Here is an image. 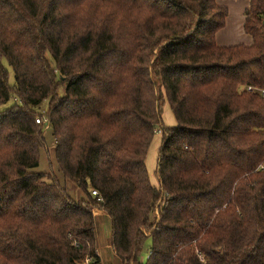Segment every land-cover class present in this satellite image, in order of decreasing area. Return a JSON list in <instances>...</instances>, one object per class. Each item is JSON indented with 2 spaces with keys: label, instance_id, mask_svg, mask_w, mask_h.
Segmentation results:
<instances>
[{
  "label": "trees",
  "instance_id": "trees-1",
  "mask_svg": "<svg viewBox=\"0 0 264 264\" xmlns=\"http://www.w3.org/2000/svg\"><path fill=\"white\" fill-rule=\"evenodd\" d=\"M226 16L216 0H0V264H100L95 210L123 264H264V99L243 90L264 87V0L250 46L216 44ZM46 130L64 185L34 171Z\"/></svg>",
  "mask_w": 264,
  "mask_h": 264
},
{
  "label": "crops",
  "instance_id": "crops-1",
  "mask_svg": "<svg viewBox=\"0 0 264 264\" xmlns=\"http://www.w3.org/2000/svg\"><path fill=\"white\" fill-rule=\"evenodd\" d=\"M249 2L250 0H216L218 5L227 9L224 27L215 35V41L218 46H250L252 44V38L243 30L246 18L245 13L249 7ZM173 124H175L174 119L173 123L171 121L166 125L172 126ZM68 190L73 191L74 187H69ZM74 196L77 197L78 195L74 194ZM94 220L95 250L100 264H123L110 247V219L103 211L95 210Z\"/></svg>",
  "mask_w": 264,
  "mask_h": 264
},
{
  "label": "rangeland",
  "instance_id": "rangeland-1",
  "mask_svg": "<svg viewBox=\"0 0 264 264\" xmlns=\"http://www.w3.org/2000/svg\"><path fill=\"white\" fill-rule=\"evenodd\" d=\"M10 78H12L11 73H10ZM44 107H45V104H43L41 108H44ZM167 109H168L167 106L163 107L162 114H161L162 121L165 125L169 124L171 121L173 123V117H172L169 109L168 110ZM44 137H45V147L40 152L39 165L37 168L34 169V171L37 173H48L50 171H53L55 173V175L58 177L61 184L64 185V182L61 178L60 173L57 170L55 160H54L55 143H54V140L51 136V131L46 130L44 133ZM160 142H161V137L157 133V135H155L154 141L151 144V147L149 149L148 159L146 161L150 181H151L152 185H154V186H156L158 183V181L154 175V170H155V166H156L155 163L157 162V152H158V149L160 147ZM156 181H157V183H156ZM71 193H72L73 197H74V194H76V196L78 195L77 197H79V198L83 197L82 193L78 190H77V192L75 191V192H71ZM145 257H146V259H148V252L145 254Z\"/></svg>",
  "mask_w": 264,
  "mask_h": 264
},
{
  "label": "built area",
  "instance_id": "built-area-1",
  "mask_svg": "<svg viewBox=\"0 0 264 264\" xmlns=\"http://www.w3.org/2000/svg\"><path fill=\"white\" fill-rule=\"evenodd\" d=\"M243 90L246 93L249 94H253V95H258L259 97L264 99V87L263 88H258V87H254V86H245L243 88ZM39 120H36V123H38ZM159 132V131H157ZM93 195H95L96 193L93 191L92 192ZM166 198V195H164V197H162V200H164ZM155 216L158 217V210L156 209L154 212ZM150 256V253H148V258ZM198 258L203 262L205 260L204 256H202L201 254L198 253Z\"/></svg>",
  "mask_w": 264,
  "mask_h": 264
}]
</instances>
